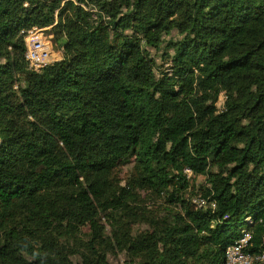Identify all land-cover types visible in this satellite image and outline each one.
<instances>
[{
    "label": "trees",
    "instance_id": "1",
    "mask_svg": "<svg viewBox=\"0 0 264 264\" xmlns=\"http://www.w3.org/2000/svg\"><path fill=\"white\" fill-rule=\"evenodd\" d=\"M243 230L264 251V0H0V264H223Z\"/></svg>",
    "mask_w": 264,
    "mask_h": 264
},
{
    "label": "built area",
    "instance_id": "2",
    "mask_svg": "<svg viewBox=\"0 0 264 264\" xmlns=\"http://www.w3.org/2000/svg\"><path fill=\"white\" fill-rule=\"evenodd\" d=\"M39 31L35 29L25 37L26 59L29 61L31 68L35 70H40L44 66L53 63V60H51V44L42 37L37 36ZM186 173L191 176L190 170H186ZM194 204L199 208H204L207 205L204 199H196ZM212 207L215 208V204H212ZM246 222L252 224V217H248ZM252 239V233L243 230L241 237L227 249L223 264H264V251L254 252Z\"/></svg>",
    "mask_w": 264,
    "mask_h": 264
},
{
    "label": "rangeland",
    "instance_id": "3",
    "mask_svg": "<svg viewBox=\"0 0 264 264\" xmlns=\"http://www.w3.org/2000/svg\"><path fill=\"white\" fill-rule=\"evenodd\" d=\"M38 29L40 30L37 33L38 37H42L43 39H45L47 42H50L51 44V50H52V56H51V60H53V63L56 61H60L64 58V51L63 48L58 44V42L55 40V36L52 34L51 30L52 27H48V28H32L30 30H28L26 33H24V39L25 37L28 35L29 32ZM154 54L157 56V62L159 66H162L164 61L162 60V58H160L162 53H157L154 52ZM167 67V66H166ZM31 68V67H30ZM32 69V68H31ZM33 70V69H32ZM225 102V96L222 95L220 98V101L218 103V107L219 109L222 108L223 104ZM132 172H133V165L130 164H125L122 166H119L116 168L115 172H114V180L121 186H125L130 177H132ZM192 183L198 188L201 185H205L206 184V179L204 176H199L196 178H192ZM139 194L141 196V200L138 203V206L144 210V212H150V211H162L163 210V204H165V201L162 198L157 197L156 195L150 193V192H142L139 191ZM150 229L149 224L146 222H141L138 224L134 225V230L135 232H141V231H145ZM110 262L112 264H129V261L127 259V257L125 255H120L117 256L116 258L114 256L110 257Z\"/></svg>",
    "mask_w": 264,
    "mask_h": 264
}]
</instances>
